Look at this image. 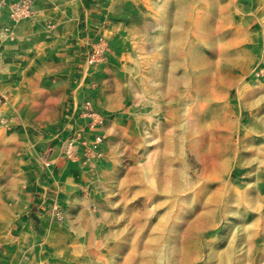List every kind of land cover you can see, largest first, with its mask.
<instances>
[{
  "label": "rangeland",
  "instance_id": "obj_1",
  "mask_svg": "<svg viewBox=\"0 0 264 264\" xmlns=\"http://www.w3.org/2000/svg\"><path fill=\"white\" fill-rule=\"evenodd\" d=\"M9 7L15 26L75 19L92 38L72 74L82 100L54 124L8 136L0 97L15 148H0V264H264V0ZM84 100L101 144L65 156Z\"/></svg>",
  "mask_w": 264,
  "mask_h": 264
},
{
  "label": "crops",
  "instance_id": "obj_2",
  "mask_svg": "<svg viewBox=\"0 0 264 264\" xmlns=\"http://www.w3.org/2000/svg\"><path fill=\"white\" fill-rule=\"evenodd\" d=\"M16 2L0 0V97L9 103L5 113L8 136L17 134V129L26 131L33 121L36 126L54 124L71 100L75 104L82 100L83 93L76 92L79 86L71 88L72 74L82 47L92 38L86 32L91 30L87 29L89 23L75 19L57 18V29L50 34L35 27L34 21L40 18L15 26L9 19V6ZM3 114L0 110V119ZM71 120L72 129L77 130L75 113ZM0 148L8 154L15 151L9 142H2Z\"/></svg>",
  "mask_w": 264,
  "mask_h": 264
},
{
  "label": "built area",
  "instance_id": "obj_3",
  "mask_svg": "<svg viewBox=\"0 0 264 264\" xmlns=\"http://www.w3.org/2000/svg\"><path fill=\"white\" fill-rule=\"evenodd\" d=\"M99 49L87 48L84 54L86 65H93L101 59ZM91 102L84 100L76 110V118L84 122V127H78L77 130L72 129L68 133L65 140L64 152L65 156H72L77 149L81 148L88 153H96L97 148L101 144L103 117L91 109Z\"/></svg>",
  "mask_w": 264,
  "mask_h": 264
}]
</instances>
